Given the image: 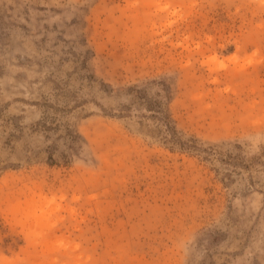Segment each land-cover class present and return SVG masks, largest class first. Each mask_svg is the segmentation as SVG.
<instances>
[{"label": "rangeland", "instance_id": "374dc122", "mask_svg": "<svg viewBox=\"0 0 264 264\" xmlns=\"http://www.w3.org/2000/svg\"><path fill=\"white\" fill-rule=\"evenodd\" d=\"M0 264H264V0H0Z\"/></svg>", "mask_w": 264, "mask_h": 264}]
</instances>
